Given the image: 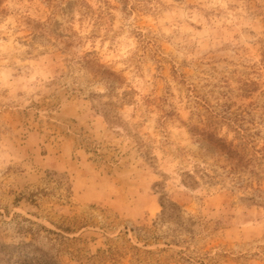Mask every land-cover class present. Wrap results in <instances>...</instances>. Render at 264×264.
Masks as SVG:
<instances>
[{"label":"rangeland","instance_id":"rangeland-1","mask_svg":"<svg viewBox=\"0 0 264 264\" xmlns=\"http://www.w3.org/2000/svg\"><path fill=\"white\" fill-rule=\"evenodd\" d=\"M0 264H264V0H0Z\"/></svg>","mask_w":264,"mask_h":264}]
</instances>
